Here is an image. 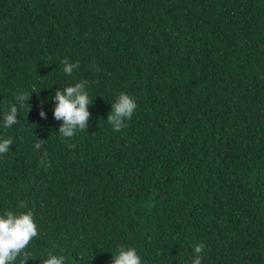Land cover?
Returning <instances> with one entry per match:
<instances>
[{"label": "trees", "instance_id": "16d2710c", "mask_svg": "<svg viewBox=\"0 0 264 264\" xmlns=\"http://www.w3.org/2000/svg\"><path fill=\"white\" fill-rule=\"evenodd\" d=\"M83 81L87 131L62 138L52 97ZM121 92L138 107L117 132ZM9 137L0 215L33 212L25 264H112L121 245L191 264L200 243L202 264H264V0H0Z\"/></svg>", "mask_w": 264, "mask_h": 264}, {"label": "clouds", "instance_id": "9594fccd", "mask_svg": "<svg viewBox=\"0 0 264 264\" xmlns=\"http://www.w3.org/2000/svg\"><path fill=\"white\" fill-rule=\"evenodd\" d=\"M63 71L66 75H71L75 69L79 68V62L70 63L67 58L61 60ZM86 81L76 83L74 86H67L63 89L55 91L52 99L55 106L52 109L53 117L57 121H62L58 133L62 138H71L76 131H87L88 121L91 113L89 106L93 104V97L85 90ZM30 95L17 94L16 100L20 107L24 102L29 101ZM138 105L133 97L121 92L115 102L111 103V112L107 116V122L112 126L114 131H121L126 124L125 120H130L136 111ZM19 108L17 104H13L10 111L4 115V128H10L19 123L17 115ZM39 115L46 118V113L41 108ZM44 140H37L35 148L41 149ZM14 144L12 137L0 139V154H6L10 150V146ZM70 148L75 145L70 144ZM46 158L42 157L41 163ZM21 207L26 208L27 205L21 202ZM38 235V228L33 219V212L14 213L7 211L0 215V264H11L23 253L24 259L21 264H25L27 252L24 250L34 237ZM203 243L196 244L194 247V258L191 264H202L201 253L203 252ZM65 257L49 254V258L43 261V264H64ZM112 264H142L141 257L137 254L133 247H125L121 245L117 249L116 254H112Z\"/></svg>", "mask_w": 264, "mask_h": 264}]
</instances>
